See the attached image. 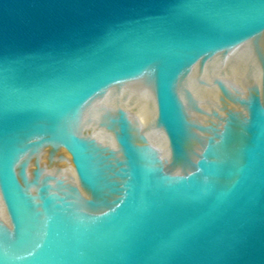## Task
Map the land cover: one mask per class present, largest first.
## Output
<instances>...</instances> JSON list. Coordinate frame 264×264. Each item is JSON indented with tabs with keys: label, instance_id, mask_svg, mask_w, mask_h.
Segmentation results:
<instances>
[{
	"label": "water",
	"instance_id": "water-1",
	"mask_svg": "<svg viewBox=\"0 0 264 264\" xmlns=\"http://www.w3.org/2000/svg\"><path fill=\"white\" fill-rule=\"evenodd\" d=\"M0 264H264V0H0Z\"/></svg>",
	"mask_w": 264,
	"mask_h": 264
}]
</instances>
